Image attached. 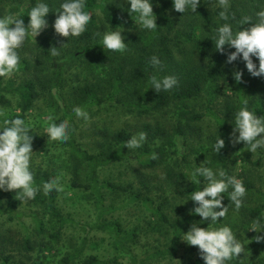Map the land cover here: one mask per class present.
<instances>
[{
    "label": "rangeland",
    "instance_id": "1",
    "mask_svg": "<svg viewBox=\"0 0 264 264\" xmlns=\"http://www.w3.org/2000/svg\"><path fill=\"white\" fill-rule=\"evenodd\" d=\"M109 2L130 8L125 0ZM162 2L163 0H152L156 23L159 25ZM29 3L28 0L19 3L0 0V16L22 12L24 15L21 19L27 26L30 19L27 16ZM233 3L237 8H247L251 0H233ZM200 7L210 14L216 24L207 26L201 21L197 13ZM261 7H264V3ZM218 8L217 0H200L195 13L186 11L183 16H177L171 8H167L165 13L175 18L177 28H191L195 36L208 39L213 35L211 30L220 23L215 13ZM96 16L97 24L88 30V34L82 33L70 40L60 35L51 38L50 30L54 22H51L52 19L47 20V27L35 40L29 38L22 47L23 50H19L20 62L26 59L30 69H18L11 77L4 78V82L11 80L15 84L30 78L38 82L43 81L42 86L38 88L40 96L24 113L18 105L17 96L7 95L10 104H0V125L6 118L20 114L21 118L32 126L34 133L41 136L42 143L32 145L34 177L43 171H47L50 177H59L63 190L58 192L55 202L66 223L61 225L53 216L49 196L42 192L35 199L19 204L11 214H0V264H4L6 257L8 264H32L36 258H43L48 264H63L60 259L66 254L77 252L78 248L82 249V257L92 254L100 260L108 261V264H204L202 258L195 262L196 255L191 252V245L183 240L175 256L150 258L151 253L166 248L171 238L170 230L167 225L158 221L154 209H160L172 222L180 223L187 219L191 225L197 223L201 228L208 227L210 222L199 223L202 218L194 213L195 202L188 200L190 193L197 190V186L189 180V172L195 164L199 166L207 159L209 165L215 160L217 153L213 152L212 146L218 135L225 142L230 175L237 176L243 182L252 183L263 193L264 159L261 166L253 167L245 158L246 146L231 142L234 128L224 130L212 115L206 113L207 110L200 101L190 103L189 107L204 116L195 121L193 126L184 127L183 132H175L173 135L172 125L176 124L178 116L177 112L171 110L172 106L163 114L141 118L111 99L99 104H90L92 98L80 92L83 87L90 88L95 97L114 96L127 102H141L145 78L132 61L137 60L143 50L138 35L152 32L136 24V15L130 16L126 21H120L119 25L123 29L125 43L128 44L127 50L112 52L103 48L101 38L97 35L110 26L103 22L99 9L96 10ZM47 35L50 37L46 38ZM66 43L67 46L60 50L59 56H52L57 61L66 63L63 92L60 97L58 90L50 91L45 87L47 73L51 69L42 58V52L45 48L50 51L52 47L59 48ZM116 54L126 60V70L120 83L113 79L109 66L111 55ZM188 59L191 64L196 65L201 58L193 53ZM226 61L228 72L218 81L221 92L213 109L219 117H224L222 101L228 97L236 98V85L232 75L237 60L232 63ZM35 63L39 66L36 71L40 73L39 79L34 75ZM157 75L169 74L162 69ZM202 85V96L207 97L206 83ZM154 91L150 88L146 97H151ZM77 106L88 112V121L75 117L72 110ZM49 116L56 120H69L72 117L76 124L75 140L78 145L101 159L109 160L97 169L98 182L95 188L73 186L74 181L82 185H92L91 168L87 163L75 159L65 142L48 143V135L44 134V129L50 123ZM143 124L158 127L160 131L159 136L150 140L147 138L139 149L128 150L126 146H121L111 138L112 134L120 131L129 133L130 136L137 134L142 131ZM162 131L171 134L169 141L160 136ZM236 135L238 136V132ZM157 149L162 151L157 164L146 165L144 160ZM259 150L261 151L258 149L257 153H252L253 160L261 154ZM111 153H115L117 158L110 160ZM188 189L190 192H187ZM222 195L223 205L228 206L230 200L227 194ZM15 196L13 191H0V205L6 206L9 198L13 199ZM259 205L257 194H246L239 209L230 204L226 217L219 218L217 224L213 225L218 227L221 222L229 224L237 232V238L242 240L245 247V252L238 258L240 264H256L259 258H264V240L257 242L254 239L257 235L264 236V232L250 230L253 220L245 212ZM37 221L42 222L45 232H38ZM56 232L59 235L57 240L50 236V233ZM27 238L31 241L32 250L25 246ZM72 264L80 262L74 261Z\"/></svg>",
    "mask_w": 264,
    "mask_h": 264
},
{
    "label": "clouds",
    "instance_id": "2",
    "mask_svg": "<svg viewBox=\"0 0 264 264\" xmlns=\"http://www.w3.org/2000/svg\"><path fill=\"white\" fill-rule=\"evenodd\" d=\"M125 2L130 5L129 14L132 17L136 14L135 19L133 18L136 24L149 31H155L158 28L152 0H125ZM217 3L221 9L218 12L219 20L224 23L218 24L211 30L213 33L211 39L215 48L220 52L224 51L226 45L228 48H234L235 51L227 55L228 63L242 58L252 76L264 75V7L252 16H244L236 22L234 27L228 22L230 0H217ZM172 4L174 10L179 13L184 14L186 11L195 13L200 0H172ZM85 8L86 0H63V2L59 0V8L55 10L50 8L46 0H36L34 6L27 12L30 18L27 26L21 19L24 15L22 12L0 16V77L9 78L18 70L21 60L19 50L29 38L35 40V37L47 27L45 17L50 11L59 13L53 24L55 32L70 40L84 33L93 18V12L86 11ZM231 19L235 20V16L233 15ZM249 21L254 22L249 28L240 30V26ZM122 31L121 27H106L103 32H98L103 48L112 52L126 51L128 44L125 43ZM67 44L59 48L52 47L49 51L50 55L59 56L60 50ZM253 57L258 59V66L254 63ZM149 63L156 73L162 70V62L158 56L153 55ZM234 76L237 81H240L242 74L236 72ZM178 83L175 75L153 74L149 78V88L157 93L170 91L178 86ZM72 111L77 119L84 121L90 119L88 112L79 106L74 107ZM48 119L50 123L44 129V134L48 135V143L67 142L72 131L70 121L56 120L52 116ZM234 125L231 141L233 144L244 142L251 153H257L258 149L264 150V116L257 117L255 111L249 109L247 100L236 111ZM33 133L32 126L19 116L5 119L0 125V191L15 190L16 196L18 195L24 202L35 199L41 192L48 195L52 191L63 190L59 177H50L40 185L35 184L32 166ZM146 140L147 133L141 131L132 135L123 146H126L128 150L139 149ZM224 144V140L218 135V139L212 146L213 152L219 153ZM157 158V154L153 153L151 159ZM208 163L206 159L199 166L195 164V167L190 170L189 180L197 186V190L190 193L188 200L195 202L194 213L202 218L199 223L208 221L210 223L207 228H201L197 223H193L189 231L183 235L182 240L191 246H198L204 264H229L245 252V247L242 240L237 238V232L229 224L221 222L218 227L213 225L217 224L219 218L226 217L230 204L236 209L243 205L247 190L242 179L229 175L223 169L214 170L207 166ZM222 194H227L230 200L228 206L223 205L224 195ZM250 230L257 233L264 232V220L261 218L254 220ZM254 239L260 242L264 240V236L257 235Z\"/></svg>",
    "mask_w": 264,
    "mask_h": 264
},
{
    "label": "trees",
    "instance_id": "3",
    "mask_svg": "<svg viewBox=\"0 0 264 264\" xmlns=\"http://www.w3.org/2000/svg\"><path fill=\"white\" fill-rule=\"evenodd\" d=\"M19 3L22 0H10V2ZM30 3L28 9L30 10L32 6L36 3V0H28ZM49 3V6L52 10L59 8V0H46ZM63 2V0H60ZM264 0H251V4L249 7H240L237 8L233 3V0H230V8L229 15L230 20L228 22L232 23L233 26H236V22L241 20L244 16H252L258 10H260ZM167 8H173L172 0H163L162 2V13H161V24H157L158 28L155 31H152L148 34L140 33L138 35V39L143 44V50L138 55L137 60H133L135 63L136 69L140 70L145 78L144 90L142 91L141 102L140 101H123L117 97L109 96L108 98H100L95 97L92 94L90 88L83 87L80 89L82 94L89 96L92 98V102L89 103H102L108 99L114 100L116 103L121 104L127 110L133 112L141 118H149L155 116V114L160 113L163 114L170 110V106H172V111L177 112V120L176 124L173 126L172 135L175 132H183L184 127L193 126V123L199 119H201L204 114H201L189 107L190 103L200 101V104H203V108L207 110V114L212 115L217 122L221 125L224 130H229L230 128H234V120L236 111L243 106L245 100L248 101V107L250 110L255 111L257 117L264 116V75L260 77L252 76L247 68L246 62L242 60V58L237 59L236 69L232 75L233 81L236 85V98H230L222 101L223 114L224 117L217 116L213 109L214 105H216V100L218 98L219 93L221 92L220 87L218 86V81L226 76L228 69L225 66L226 56L229 54L233 48H228L225 46L223 52L218 51L215 48V44L211 39L212 36L207 38H201L195 36L192 32L191 28L179 29L176 27L175 18L169 16L165 13ZM99 9L102 14V19L105 24H108L110 27L116 28L119 25L130 18V14L128 12L129 7L124 5H113L109 2V0H86V11L93 12V18L89 22L85 35L89 33L90 29L96 26L97 16L96 10ZM221 9H216L215 13L218 15V12ZM175 11V10H174ZM177 16H183V13H179L175 11ZM197 13L201 21L207 26H211L216 24V21L212 19L210 14L203 8L200 7L197 9ZM59 15L58 12L50 11L45 17L46 20L51 19L54 22L56 17ZM136 15V14H133ZM235 16V20H232L231 17ZM121 21V23H120ZM254 21H249L248 23L241 25L240 30L249 28ZM224 21H220L221 24ZM54 24V23H53ZM243 28V29H242ZM89 30V31H88ZM164 30V32H163ZM51 38L53 36L58 35L54 27L50 30ZM48 33V34H50ZM82 35V34H81ZM50 36H46L48 38ZM23 50V49H22ZM158 56L162 62V69L169 74L175 75L179 81L178 86L173 88L170 91H161L157 93L153 92L152 96L147 98V92L150 89L149 78L153 74H157L155 70L149 63L150 58L155 55ZM196 54L200 59V62L196 65L191 64L189 55ZM42 58L49 64L51 71L47 73V79L45 83V87L52 90H58L60 97H62L63 92V80H64V66L66 63L57 61L53 58L49 50L46 48L43 49ZM206 59V61H204ZM254 63L259 64L257 58L253 57ZM227 63V61H226ZM109 66L111 67L112 77L117 82L120 83L123 80L124 72L126 70V60L120 55L116 54L111 55L109 59ZM37 63L33 64L34 75H36V79H39V74L36 72L38 70ZM30 69V65L26 59H22L18 69ZM236 72H240L242 74L241 80L237 81L235 79L234 74ZM203 83H206L208 96H202V87ZM43 81H35V79L30 78L18 84L11 82V80H7L4 82V77H0V104L2 106H8L9 100L7 98L8 94L16 95L18 98V105L21 108V111L24 113L29 110L33 103L40 96V92L38 88L42 86ZM173 111V112H174ZM22 113V114H23ZM22 117L20 114H15L14 116H10L6 119H12L15 117ZM183 120V122H182ZM69 121L72 126V131L70 134V138L66 143L68 146V150L70 154L80 162L87 163L91 168V181L92 185H82L78 182H73V186L82 187V188H95L97 186V169L109 162L108 159H101L98 155L88 152L87 150L81 148L75 140V132H76V124L73 121L72 117L69 118ZM142 131L147 133V138H154L158 135V131L160 129L158 127H150L147 124H143ZM32 134V131H30ZM33 141L32 145H40L42 143V138L36 133H33ZM171 134L165 133L162 131L160 136H162L165 140L171 138ZM129 133L125 132H117L111 135V138L120 143L121 146L130 138ZM242 146H246L244 142H240ZM245 154L246 160L253 166L259 167L261 166L264 159V150L260 151V155L256 159L253 158V154L248 150ZM158 158L162 156V151L157 149L155 152ZM115 153H111L109 155V159L117 158ZM152 156V155H151ZM151 156L148 159H145L144 162L148 166H154L158 162V158L156 160L151 159ZM108 160V161H107ZM215 169H223L230 175L228 162L226 158V149L223 147L219 153H217V157L208 165ZM35 184L40 185L43 182L47 181L50 178V174L47 171H43L38 173L34 177ZM202 179V178H201ZM246 188V194L255 193L259 197L260 205L255 208H249L245 212L247 216L251 220H256L257 218H261L264 220V193L257 190L256 187L249 182H243ZM111 184H108L110 186ZM187 192H190L188 189ZM13 193H16L13 190ZM57 191H52L48 194L49 196V205L50 211L60 222L61 225L66 223V219L62 216L60 210L58 209L55 199L57 196ZM22 201L19 196H15V198L7 201L6 206L0 205V214L9 213L11 214ZM154 214L156 215L158 221L167 225L170 230L171 238L169 245L162 249L158 250L154 253H151L150 258H164V257H173L176 255L178 247L183 239V235L186 234L190 227L191 222L189 220H183L180 223L172 222L167 217L165 213L160 211V209H154ZM208 221L207 223H209ZM36 227L38 232H45L43 224L41 221H37ZM60 231V230H59ZM58 231V232H59ZM50 236L54 239H58V233H50ZM25 246L32 250L33 246L31 241L27 238L25 239ZM191 252L196 255L195 262L201 259L200 251L198 246H191ZM82 249L78 248V251L75 253H69L64 255L60 262L63 264H72L74 261L80 262V264H108V261H103L97 258L95 255L89 254L85 257H82ZM240 256H242L240 254ZM240 258V257H239ZM9 260L6 257L4 260V264H8ZM232 264H240L238 258H234L230 261ZM32 264H48L43 258H36L32 261ZM256 264H264V258H259Z\"/></svg>",
    "mask_w": 264,
    "mask_h": 264
}]
</instances>
